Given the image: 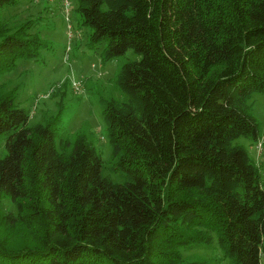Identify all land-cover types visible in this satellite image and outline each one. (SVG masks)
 Wrapping results in <instances>:
<instances>
[{"label": "trees", "instance_id": "16d2710c", "mask_svg": "<svg viewBox=\"0 0 264 264\" xmlns=\"http://www.w3.org/2000/svg\"><path fill=\"white\" fill-rule=\"evenodd\" d=\"M78 9L103 59L140 55L120 65L124 98L99 101L111 157L60 119L30 123L17 86L0 88V264H202L180 249L213 233L230 264H263L264 178L233 140L261 136L249 101L264 92V0ZM32 25L0 16V75L38 54Z\"/></svg>", "mask_w": 264, "mask_h": 264}, {"label": "rangeland", "instance_id": "374dc122", "mask_svg": "<svg viewBox=\"0 0 264 264\" xmlns=\"http://www.w3.org/2000/svg\"><path fill=\"white\" fill-rule=\"evenodd\" d=\"M11 29L25 20H32L30 32H36L42 46L35 58H22L14 68L0 75V88L5 92L17 86L15 102L29 112V122L60 119L64 137L74 141L83 136L100 152L103 162L111 157V145L99 101L108 97L124 98L116 86L120 65L140 58L134 49H127L114 58L103 59L106 41L90 40V26L83 23L78 0H16L0 10ZM251 114L257 121L260 137L235 138L233 143L247 149L264 178V92L250 99ZM5 151L0 138V156ZM113 180L119 179L114 173ZM9 200L4 207L14 209ZM213 238L208 243L182 246L183 261L202 264H230L223 248ZM264 264V255L261 256Z\"/></svg>", "mask_w": 264, "mask_h": 264}]
</instances>
